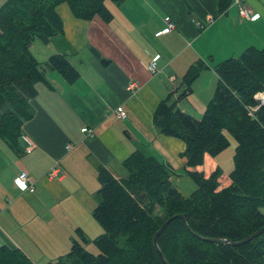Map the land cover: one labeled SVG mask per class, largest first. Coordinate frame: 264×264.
<instances>
[{"label": "crops", "instance_id": "0c3cea01", "mask_svg": "<svg viewBox=\"0 0 264 264\" xmlns=\"http://www.w3.org/2000/svg\"><path fill=\"white\" fill-rule=\"evenodd\" d=\"M6 1L0 0V7ZM243 2L258 19H241L234 4L220 13L219 0H105L109 22L99 16L77 19L65 3L56 7L62 34L31 46L47 84L35 85L18 149L0 139V247L16 248L37 264L39 249L49 240L60 241L57 228L63 232L65 220L82 227L83 217L100 237L92 222L98 170L119 179L123 162L135 152L160 162L183 197L197 189L185 172V144L161 134L153 113L170 99L199 120L219 81L216 66L249 47H264V0ZM209 17L214 21L201 29ZM165 20L174 27L161 33ZM52 55L64 57L77 71L73 83L46 65ZM151 60L155 75L147 69ZM199 62L203 69L181 97L184 75ZM132 82L135 93L126 89ZM115 110L126 117L111 116ZM83 128L90 132L81 133ZM52 169L61 172L59 178H46ZM21 171L34 183L33 192L16 187Z\"/></svg>", "mask_w": 264, "mask_h": 264}, {"label": "trees", "instance_id": "16d2710c", "mask_svg": "<svg viewBox=\"0 0 264 264\" xmlns=\"http://www.w3.org/2000/svg\"><path fill=\"white\" fill-rule=\"evenodd\" d=\"M104 2L7 0L0 7V113L5 103L13 108V112L0 114V139L9 148L18 149L22 123L31 116L23 111L36 96L35 85L47 84L31 52L33 42L47 44L62 34L55 10L58 5L67 4L77 19L90 21L99 16L109 22L112 15ZM231 3L219 0V12H225ZM46 65L70 84L78 77L60 55L50 56ZM202 69L199 62L187 70L181 97L190 93ZM215 72L219 81L199 120L181 112L170 99L153 113V123L161 134L185 144L181 157L186 159L185 172L197 189L183 197L160 162L137 152L123 162L124 176L119 179L100 168L98 205L92 211L104 232L94 240L99 254L92 255L75 243L66 255L69 264H162L153 236L167 218L177 214L185 217L193 232L217 241L198 239L182 220L175 219L157 238L168 264H264V233L239 246L223 242H239L264 227L259 210L264 207V106L257 107L254 100L257 93L264 92V47L247 48L240 56L218 64ZM226 133L236 144L233 172L228 176L231 184L218 190L219 168L208 178L189 168L200 166L205 155L215 157L225 150L229 146ZM155 206L164 210L163 220L152 217ZM78 232L83 236L81 229ZM0 264L33 263L20 250L1 246Z\"/></svg>", "mask_w": 264, "mask_h": 264}, {"label": "rangeland", "instance_id": "374dc122", "mask_svg": "<svg viewBox=\"0 0 264 264\" xmlns=\"http://www.w3.org/2000/svg\"><path fill=\"white\" fill-rule=\"evenodd\" d=\"M231 4H233V3H231ZM245 6H247V5H245ZM36 44L38 46L41 45L40 42H38V41H36ZM35 53H36V51H35ZM261 93L264 94V92H260L257 94L259 95ZM255 96H254V100L256 102V106L257 107L264 106V105H262L260 98L258 99ZM26 105H27V107L24 108L23 112L25 115H29V113H30L29 100L27 101ZM7 111L13 112V108L9 103H5V105L1 109V113H5ZM250 111H253V109H251ZM226 136L229 140V146L225 150H223L220 154H218L215 157L205 155V157L203 159V163L200 166H198L196 168H189V171L198 172L199 174L203 175L204 178H208V176L217 169V167L213 168L212 165H214V164H215V166L218 165L219 169L222 172V174H220V177L218 179V184H219L218 190L222 189L223 187L229 186L231 184V178H229L228 176H230L231 173L233 172V155L235 152L236 144H235V141L233 140V138L228 133H226ZM185 163H186V159H185ZM259 210H260L261 214L264 216V207H261ZM152 217L154 219L163 220L165 218V212L161 207L155 206L153 208V211H152ZM92 222H93V224H95V226L99 230H101V232L103 234L104 232H103V229L101 228V226L96 221H92ZM71 224H73L71 221L65 220V227H64L63 232H62V230H59L57 228L58 233L60 235V241L51 242L48 238L49 244H47L45 249H43V248L39 249L40 252L42 251V253H41L40 259L38 261H36L37 264H56L57 262H63L64 264H69V262L66 260V255L71 251V248L75 243L78 247H81L84 251H86L92 255H98L99 254V251H98L96 245L94 244V240L96 238H98L99 236L95 235L92 228L86 224L85 217H83L82 227H79L76 225L71 226ZM80 229H81V231L83 230L82 231L83 236L79 235L78 230L80 231ZM37 244L40 246V244L38 242H37ZM32 258L35 259L34 256Z\"/></svg>", "mask_w": 264, "mask_h": 264}, {"label": "built area", "instance_id": "2783aa9c", "mask_svg": "<svg viewBox=\"0 0 264 264\" xmlns=\"http://www.w3.org/2000/svg\"><path fill=\"white\" fill-rule=\"evenodd\" d=\"M232 3L234 5L237 6L238 8V15L241 19H245V20H256L259 18L258 14H253L251 12V10L245 6V4L243 3V0H232ZM214 21L213 17H209L206 21V23H200V27L205 28L206 24H211ZM165 24H166V28H164L161 33H168L170 32L174 25L169 21V20H165ZM148 72L150 75H155L157 73V69H156V64L154 60H151L148 64ZM128 91H130L131 93H135L136 89H137V85L135 83H130L127 88ZM259 95H263V93L259 94ZM263 105V104H262ZM111 116L117 118V119H123L126 117V112L122 111V110H115L112 111ZM81 133H89L90 131L87 130L86 128H83L80 130ZM61 174V172L57 171V169H52L50 170L47 175L46 178L47 179H53L55 177L59 178L58 176ZM14 183L16 185V187L18 188L19 191L21 192H33L34 191V183L30 180V178L28 177V175L26 173H20L17 175V177L14 179Z\"/></svg>", "mask_w": 264, "mask_h": 264}, {"label": "water", "instance_id": "95a60500", "mask_svg": "<svg viewBox=\"0 0 264 264\" xmlns=\"http://www.w3.org/2000/svg\"><path fill=\"white\" fill-rule=\"evenodd\" d=\"M175 219H180L182 220V222L185 225V228L187 231H189L191 233V235L197 237L198 239L202 240V241H207V242H216V239H212V238H204L201 237L200 235L196 234L195 232H193L190 227L188 226L185 217L181 214H177L174 216H171L169 218H167L160 226V228L157 230V232L154 234L153 236V246L162 262V264H168V262L166 261V259L163 256V253L161 252V250L159 249L158 245H157V238L160 236V234L166 229V227L169 225V223ZM262 233H264V227L259 229L258 231L254 232L253 234H251L250 236H248L247 238L239 241V242H231L230 240H224L223 242L230 245V246H239L242 244H245L247 242H251L252 240H254L255 238L259 237Z\"/></svg>", "mask_w": 264, "mask_h": 264}, {"label": "bare ground", "instance_id": "6f19581e", "mask_svg": "<svg viewBox=\"0 0 264 264\" xmlns=\"http://www.w3.org/2000/svg\"><path fill=\"white\" fill-rule=\"evenodd\" d=\"M255 97H257L258 99L260 98V100H261V103L264 105V96L263 95H256ZM20 173H26V172H24V171H21ZM20 173H18V174H20ZM27 174V173H26Z\"/></svg>", "mask_w": 264, "mask_h": 264}]
</instances>
